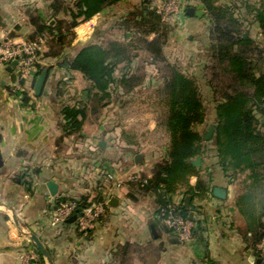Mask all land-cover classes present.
<instances>
[{
	"label": "crops",
	"instance_id": "0c3cea01",
	"mask_svg": "<svg viewBox=\"0 0 264 264\" xmlns=\"http://www.w3.org/2000/svg\"><path fill=\"white\" fill-rule=\"evenodd\" d=\"M51 2L0 0V43L29 40L35 28L28 14L36 11L48 20ZM107 8L88 20L78 19L75 36L65 50L67 58L46 57L48 47H43L39 66L49 71L40 96L33 92L36 77L21 84L16 67L12 68L14 79L8 66L0 68V264H49L32 235L50 252L53 264H261L249 248L246 223L235 206L242 175L230 182L217 165L214 151L207 152L200 164L201 177L206 170L211 173L210 193L191 196L193 219H201L202 230L184 242L155 224V197L129 183L135 175L151 177L154 165L165 157L164 148L146 154L137 144L114 135L118 120L109 127L104 115L92 122L89 113L79 134L63 135L60 108L85 102L90 81L82 72L59 63L69 61L88 44L102 43L99 32ZM185 16L188 24L200 19ZM54 17L66 19L67 15L60 12ZM20 85L30 98L27 105L15 92ZM90 123L95 126L93 132L88 130ZM136 154L142 155L140 164L135 163ZM103 172L121 183L115 184ZM48 181L58 184L54 197ZM196 181L197 176H191L189 183ZM215 187L226 190L225 199L213 194ZM94 195L104 204L105 213L88 229L80 231L75 223L51 224L50 213L59 199ZM111 198H116V205L108 204ZM172 202L184 204L181 191L172 196Z\"/></svg>",
	"mask_w": 264,
	"mask_h": 264
},
{
	"label": "trees",
	"instance_id": "16d2710c",
	"mask_svg": "<svg viewBox=\"0 0 264 264\" xmlns=\"http://www.w3.org/2000/svg\"><path fill=\"white\" fill-rule=\"evenodd\" d=\"M120 1L123 0H71L70 3L52 0L49 6L52 14L48 20L42 19L36 11L28 14L29 22L35 28L29 40L43 38L48 47L44 54L46 57H64L65 45L72 42L78 19L88 20L103 7ZM239 1L250 10L248 13L264 33V0H258V4L253 6L248 5V0H229L220 4L217 0H200L210 20L208 31L212 58L230 79L228 89L223 90L215 102L216 123L211 138L204 140V135L197 130V126L206 121L198 84L192 77L168 64L161 90L167 107L163 122L169 136L166 154L154 165L151 177L132 179L129 183L138 192L153 195L157 207L173 204L172 196L178 191L182 192L183 200L188 195L202 198L211 191V173L206 170L205 177H201L202 166L197 167L191 161L214 151L217 165L230 182L239 174L245 177L235 206L245 220L249 248L254 253L255 245L264 237V73L256 71L255 61L249 57L252 40L241 33L245 19L236 13L235 4ZM60 12L68 15L69 20L58 19L51 24L50 20ZM151 13L158 18L154 10ZM161 24H154L146 32H157L161 27L163 40L156 37L142 41L146 50L156 57L153 59H161L163 41L169 31L167 25ZM128 50L127 44L110 41L88 44L68 58L70 69L82 72L90 81V87L85 102L80 100V104L61 106V131L64 136L79 134L89 111L96 113L98 107L109 103L113 85L123 88L137 79L135 76L116 78L114 75L119 64L131 61ZM43 69L38 66V73ZM136 84L134 82L129 89L132 90ZM19 94L22 103L29 104L28 94L25 91ZM191 176H197L194 185L189 183ZM65 201H76L80 213L83 208L97 203L98 195L91 198L83 196L78 200L61 198L56 204ZM176 209L189 218V210L183 202ZM192 222V234L195 235L202 230V221L193 219ZM162 229L169 232L166 228Z\"/></svg>",
	"mask_w": 264,
	"mask_h": 264
},
{
	"label": "rangeland",
	"instance_id": "374dc122",
	"mask_svg": "<svg viewBox=\"0 0 264 264\" xmlns=\"http://www.w3.org/2000/svg\"><path fill=\"white\" fill-rule=\"evenodd\" d=\"M228 1L217 0V3ZM67 2L71 1L67 0ZM255 4H258V0H248L249 6ZM235 5L238 9L236 13L245 19L242 20L241 33L245 38L249 37L252 40V44L249 46V57L254 59L256 71L264 73V33L253 21L247 7L240 1ZM107 7L108 13L102 19L100 26L99 33H102L101 37L103 38L100 44L117 41L128 45V56L131 61L119 64L114 75L116 78L123 75L135 76L137 79L134 82L137 83V86L130 90L129 87L134 82L123 86V88L113 85L110 106L107 110L98 107L96 113L89 111V120L97 122L104 115V120H108L109 127L114 126L118 120L120 127L114 135L126 143L137 144V149L143 148L146 154L156 151L158 148L166 150L169 136L163 127V122L167 107L161 90L163 76L167 74V65L169 64L192 77L198 84L205 106L206 121L203 125L197 126V130L205 135L209 128L216 123L215 102L219 100L223 90L228 89L230 79L229 76L223 74L221 67L212 58L208 31L210 20L205 15L200 0H184L183 10L186 7H193L204 11L200 19H192V24L186 22L187 19L183 12H181L180 18L174 19L171 23H163L168 26L169 31L163 41L161 59H153L156 57L146 50V46L142 42L143 39L152 40L156 37H161L163 40L159 26L157 32H146L154 24L162 25L159 17L157 18L151 13L154 9L149 0H123ZM55 20L58 19L55 18ZM64 20H69V16L67 15ZM45 45L47 46L46 41ZM65 47H70L68 42ZM65 55L60 58H67L69 54ZM88 128L90 132H93L95 126L91 124ZM141 141L145 143V147L141 146ZM99 178L102 176L100 175ZM244 178L242 175L238 180L240 191Z\"/></svg>",
	"mask_w": 264,
	"mask_h": 264
},
{
	"label": "built area",
	"instance_id": "2783aa9c",
	"mask_svg": "<svg viewBox=\"0 0 264 264\" xmlns=\"http://www.w3.org/2000/svg\"><path fill=\"white\" fill-rule=\"evenodd\" d=\"M152 8L158 15L162 23H171L174 19L180 18L184 0H149ZM46 46L43 38L34 40H24L21 42H2L0 43V68L10 66L13 61H17V75L22 84L28 78L36 77L39 66V55L42 48ZM22 90L21 85L15 90L19 94ZM107 179L113 180L119 185L121 182L115 179L110 173L106 174ZM138 176H132L131 179H137ZM176 204L167 206H158L154 213L155 224L160 228H166L180 241H189L192 237L194 224L190 218L184 217ZM105 213L104 204L101 202L93 203L78 212V203L76 201L54 203L50 213L51 224L59 226L66 223V220L76 214L75 224L80 231H85L91 223L100 218ZM254 255L264 264V237L255 245Z\"/></svg>",
	"mask_w": 264,
	"mask_h": 264
},
{
	"label": "water",
	"instance_id": "95a60500",
	"mask_svg": "<svg viewBox=\"0 0 264 264\" xmlns=\"http://www.w3.org/2000/svg\"><path fill=\"white\" fill-rule=\"evenodd\" d=\"M147 1V0H145ZM204 14V11L203 10H200V9H195L193 7H188L186 9V15L188 16H196V17H202V15ZM17 65V61H13L11 63L10 66L7 67V70L9 72H11V77L12 79H14L16 77V74L12 72V68L13 67H16ZM60 66H63V67H68L69 66V61L67 59H64L63 62L59 63ZM48 71L49 69L48 68H44L41 72L37 73L36 75V79H35V82H34V87H33V92H34V95L35 96H40L42 91H43V88H44V85H45V82H46V79H47V76H48ZM212 132H213V126L209 128V130L207 131V133L203 136L204 140H209L212 136ZM134 160H135V163L136 164H140L142 162V155L141 154H136L135 157H134ZM192 164H194L195 166L199 167L200 164H201V157H197L195 159H193L192 161ZM47 187H48V190H49V193L51 196H56L57 195V192H58V184L54 181H48L47 182ZM213 194L220 198V199H225L226 198V190L223 189V188H219V187H215L213 189ZM191 196H186L185 199H184V206L188 209H191V212L189 214V218L191 220H193V208L191 207ZM108 204L109 205H116V198H111L109 201H108ZM76 214L72 215L71 217H69L67 220H66V223H74L75 220H76ZM31 239L33 240V242L35 243L37 249L39 250V252L47 259V261L49 262V264H53L52 262V259H51V256H50V252L44 247L43 243L40 241V239L35 236V235H32L31 236Z\"/></svg>",
	"mask_w": 264,
	"mask_h": 264
},
{
	"label": "flooded vegetation",
	"instance_id": "af4514ba",
	"mask_svg": "<svg viewBox=\"0 0 264 264\" xmlns=\"http://www.w3.org/2000/svg\"><path fill=\"white\" fill-rule=\"evenodd\" d=\"M187 9V8H186ZM186 9H185V11H184V13L186 14Z\"/></svg>",
	"mask_w": 264,
	"mask_h": 264
}]
</instances>
